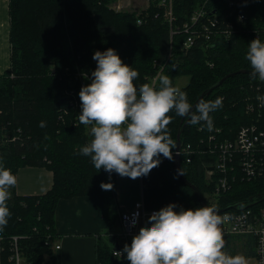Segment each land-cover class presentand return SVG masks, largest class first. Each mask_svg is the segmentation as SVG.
Returning <instances> with one entry per match:
<instances>
[{
  "label": "trees",
  "instance_id": "16d2710c",
  "mask_svg": "<svg viewBox=\"0 0 264 264\" xmlns=\"http://www.w3.org/2000/svg\"><path fill=\"white\" fill-rule=\"evenodd\" d=\"M115 1L10 0L11 65L0 74V164L10 168L15 176L23 166H45L53 171L54 181L44 194L20 195L16 186L10 189L11 217L0 232L5 245L1 264H11L10 243L14 235L21 236L19 243L27 264H59L56 250L45 243L49 235L58 237L55 227L58 203L64 198L91 195L101 197L108 221L105 231L97 234V264H130L126 253L121 258L113 255L119 245L123 211L117 203L116 173L109 175L103 169L97 172L90 157L78 154L91 139L88 129L78 124L79 92L82 86L91 83V72L97 66L92 59L95 51L108 48H114L124 63L139 72L137 85L147 83L157 72L154 59L162 62L167 59L171 34L157 5L152 4L140 13L128 12L111 6ZM196 3V0L176 2L178 24L187 19L186 14ZM212 5L220 12L221 26L231 22L236 31L230 36L214 34L211 40L200 41L186 51L181 43L187 35H175L172 56L162 72L174 86L179 76L190 77L188 84L180 89L187 93L191 104L227 74L241 68L251 70L245 59L249 42L257 37L264 42V0H213ZM157 11L161 12L158 17ZM240 13L245 14L243 21L238 18ZM67 21L70 24L66 27ZM66 31L72 34L74 51L63 49ZM82 72L89 78L81 76ZM216 96H224L223 107L211 113L215 124L222 128L220 138H232L241 125L252 122L264 128V105L258 121L255 113L249 115L246 110L248 99L257 101L258 96H264V82L253 79L250 72L230 76L203 99L213 100ZM171 116L168 128L174 141L182 127L183 143L196 145L202 137L207 138L208 131L199 130L200 125L183 126L188 118L174 112ZM41 121L46 123L45 127H40ZM203 158L206 157L195 156L191 163L181 159V165L187 179L199 187L204 197V191L211 193L213 183L205 177ZM160 159V165L142 177L146 207L160 210L173 202L177 211L180 207H203L194 189L181 179L174 158L161 156ZM102 181L112 182L113 189L102 190ZM262 192L264 179L239 181L219 198L218 206ZM262 203L264 199L257 198L252 205L257 207ZM116 224L119 230H114ZM239 237L225 239L229 254L241 252ZM247 238L246 250L252 254L255 244L252 238Z\"/></svg>",
  "mask_w": 264,
  "mask_h": 264
},
{
  "label": "clouds",
  "instance_id": "9594fccd",
  "mask_svg": "<svg viewBox=\"0 0 264 264\" xmlns=\"http://www.w3.org/2000/svg\"><path fill=\"white\" fill-rule=\"evenodd\" d=\"M97 62L91 72V83L81 87V111L78 124L84 125L91 137L78 154L90 157L97 172L137 179L147 176L161 163L160 157L172 160L176 142L169 132L171 113L186 117L189 125H200L212 131L211 113L223 107V98L200 99L193 106L185 91L173 85L168 75H159L155 84H136L139 72L124 63L114 48L95 51ZM253 79L264 82V42L255 38L249 42L245 55ZM85 78H89L85 74ZM257 99L264 105V96ZM44 121L40 127H45ZM183 171L181 170V173ZM17 177L10 168L0 164V232L9 223L10 189ZM101 189L112 190V182H101ZM175 202L154 211L139 229L131 244H125L113 255L126 253L130 264H247L241 255H231L226 249L218 210L197 207L176 210ZM135 223V221L133 222Z\"/></svg>",
  "mask_w": 264,
  "mask_h": 264
},
{
  "label": "built area",
  "instance_id": "2783aa9c",
  "mask_svg": "<svg viewBox=\"0 0 264 264\" xmlns=\"http://www.w3.org/2000/svg\"><path fill=\"white\" fill-rule=\"evenodd\" d=\"M178 0H146L147 6L140 12L148 10L155 4L159 7L167 23L170 26L171 46L165 62L158 59L154 61L156 74L150 78L148 83L159 85L158 77L164 71L168 60L172 56L174 36L184 33L187 36L181 43L183 50H188L198 42L209 41L214 34H224L230 36L236 31L234 24L229 22L222 27V18L218 9L212 5L213 0H196V5L188 12L187 19L181 24L177 23L178 16L176 13V2ZM117 10H125L120 3L113 6ZM157 11L156 17L161 14ZM240 20H244L245 14L238 15ZM142 22V18L138 20ZM258 88H261L258 86ZM75 98V92L71 93ZM216 96L213 98L215 100ZM224 97V96H223ZM222 97V98H223ZM263 105L259 100L253 101L248 99L246 110L247 113L257 115V121L261 116ZM213 130L208 131L207 138L202 137L194 145L191 142L181 144L180 148H174L173 153L180 156L186 163L194 161L195 156H205L202 166L206 179L213 183L211 193L217 199L229 192L234 184L239 181H250L264 179V128L257 122L241 125L232 138H220L222 128L215 124L213 120ZM176 142V141H175ZM255 201V200H254ZM243 203L237 208H231L218 214L223 218V224L220 226L224 239L231 236L250 237L255 244L256 264H264V203L254 207V203ZM209 203V201H207ZM213 207L219 208L218 205L209 203ZM233 209V210H232ZM159 209H149L146 207L144 197L138 199L134 206L125 209L120 214L122 230L119 233V245L114 251H120L124 245L131 244L133 237L138 234L139 229L145 225L148 217ZM135 221V223H133ZM21 236L14 235L11 238L9 260L11 264H27L22 248L19 243ZM3 235L0 233V264L1 257L5 250ZM46 245L53 247L55 250L61 247L57 238L49 235L45 241Z\"/></svg>",
  "mask_w": 264,
  "mask_h": 264
},
{
  "label": "crops",
  "instance_id": "0c3cea01",
  "mask_svg": "<svg viewBox=\"0 0 264 264\" xmlns=\"http://www.w3.org/2000/svg\"><path fill=\"white\" fill-rule=\"evenodd\" d=\"M10 33V0H0V74L4 73L11 65ZM16 177V191L20 195L44 194L51 189L54 181L53 171L45 166L26 165L20 167ZM116 179L118 206L123 210L132 208L134 203L143 197L142 177L131 179L116 174ZM55 217L57 242L61 244V247L56 250L58 263L97 264V234L103 233L108 225L103 214L101 197L91 195L61 199ZM248 239L239 237L241 252L233 256L241 255L247 264H256V252L250 254L246 250Z\"/></svg>",
  "mask_w": 264,
  "mask_h": 264
},
{
  "label": "water",
  "instance_id": "95a60500",
  "mask_svg": "<svg viewBox=\"0 0 264 264\" xmlns=\"http://www.w3.org/2000/svg\"><path fill=\"white\" fill-rule=\"evenodd\" d=\"M246 72H250L251 73V70L250 69H245V68H241L235 72H232V73H229L227 74L226 76H224L223 78H221L219 81L215 82L214 84L210 85L209 87H207L199 96L198 98L195 100V102L192 104L193 106H195L196 103L199 102L200 99H203L204 97H206L207 95H209L212 91H214L217 87H219L220 85H222L225 80L227 78H229L230 76H234L238 73H246ZM70 97H67L66 99H69ZM187 123V119L186 121L183 123V126L186 125ZM182 128L179 129L178 133H177V139H176V147L177 148H180L181 147V144H182V140H181V134H182ZM174 160H175V165H176V168H177V171L178 173H181V170L183 171L182 169V165H181V160H180V156L177 154L175 155L174 157ZM181 179L183 180V182L189 186H191L195 193H196V196L200 202V204L204 207V206H209V207H213L211 206L205 199L204 197L202 196V193H201V190L199 189V187L197 185H195L194 183H192L191 181H189L187 179V177L185 176L184 172L183 174H179ZM257 198H260V199H264V192L262 193H257L255 195H252L248 198H245V199H241V200H238V201H235V202H231L223 207H213L215 209L218 210V213L219 212H223V211H226L228 209H231V208H237L240 204H243V203H250V202H253L255 199Z\"/></svg>",
  "mask_w": 264,
  "mask_h": 264
},
{
  "label": "rangeland",
  "instance_id": "374dc122",
  "mask_svg": "<svg viewBox=\"0 0 264 264\" xmlns=\"http://www.w3.org/2000/svg\"><path fill=\"white\" fill-rule=\"evenodd\" d=\"M115 3H120L124 6L125 10L128 11V12H131L132 10L136 11V12H139L141 11L144 7L147 6V2L146 0H116L115 2H112L111 3V6H114ZM113 4V5H112ZM69 21H67V25L66 27L69 25ZM71 37H72V34L67 32L66 31V35H65V44L63 45V49H67L69 51L71 50H75L76 46L73 45V42L71 41ZM77 58H79L77 55L75 56ZM155 61V59H154ZM154 61H153V64H154ZM162 62V61H161ZM154 67V66H153ZM85 72H82L81 73V76L85 77ZM88 76V74H87ZM151 77H149V80H150ZM148 80V81H149ZM83 79H82V83H83ZM190 81V77L188 75H182V76H179L178 78H176L175 80V86L178 87V88H182L183 86H186L188 84V82ZM148 83V82H147ZM250 115V114H249ZM252 115V114H251ZM254 116V115H253ZM182 135V134H181ZM8 145V144H6ZM203 195L204 197L212 204H215V205H218V202H217V199L216 197L214 196V194L210 193V191H204L203 192ZM120 227L118 226V224H116L114 226V230H119ZM252 262L254 260H251Z\"/></svg>",
  "mask_w": 264,
  "mask_h": 264
},
{
  "label": "bare ground",
  "instance_id": "6f19581e",
  "mask_svg": "<svg viewBox=\"0 0 264 264\" xmlns=\"http://www.w3.org/2000/svg\"><path fill=\"white\" fill-rule=\"evenodd\" d=\"M233 22V21H232Z\"/></svg>",
  "mask_w": 264,
  "mask_h": 264
}]
</instances>
